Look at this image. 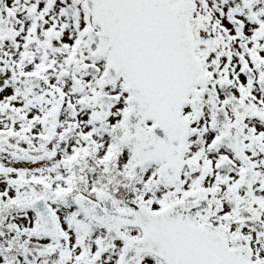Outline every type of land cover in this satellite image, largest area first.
Segmentation results:
<instances>
[{
  "label": "snow or ice",
  "instance_id": "snow-or-ice-1",
  "mask_svg": "<svg viewBox=\"0 0 264 264\" xmlns=\"http://www.w3.org/2000/svg\"><path fill=\"white\" fill-rule=\"evenodd\" d=\"M0 264H264V0H0Z\"/></svg>",
  "mask_w": 264,
  "mask_h": 264
}]
</instances>
